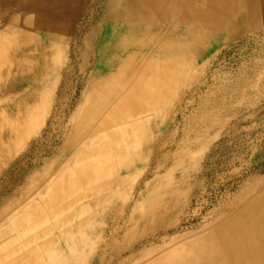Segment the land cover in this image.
I'll return each instance as SVG.
<instances>
[{
	"label": "bare ground",
	"instance_id": "1",
	"mask_svg": "<svg viewBox=\"0 0 264 264\" xmlns=\"http://www.w3.org/2000/svg\"><path fill=\"white\" fill-rule=\"evenodd\" d=\"M100 2L0 0V16L9 15L0 24V167L37 136L54 94L62 88L65 96L86 77L61 149L53 153L42 148V141L30 144L31 153L55 158L39 176L24 179L23 192L0 210V264H87L80 261L87 244L86 249L125 263L119 258L127 254L125 235L116 244H102L101 238L86 243V230L93 233L96 220L122 218L125 172L149 160V152L140 149L153 142L150 125L180 107L188 94L184 86L203 72L196 67L199 42L219 41L212 29L241 33L264 26V0ZM101 9L102 27L94 18L78 27L81 16ZM125 33H130L128 50ZM43 35L49 40H41ZM65 102L62 98L55 107L65 112ZM165 189L148 193L144 203L149 208L138 226L166 228L162 221L171 209L161 215L150 208L166 205ZM203 259L208 256L169 252L151 264Z\"/></svg>",
	"mask_w": 264,
	"mask_h": 264
},
{
	"label": "rangeland",
	"instance_id": "2",
	"mask_svg": "<svg viewBox=\"0 0 264 264\" xmlns=\"http://www.w3.org/2000/svg\"><path fill=\"white\" fill-rule=\"evenodd\" d=\"M102 11L81 16L78 27L92 18L102 27L104 21L98 17ZM8 16H0V24ZM212 31H218L220 39L199 42L196 67L203 72L191 86H184L188 94L179 100L180 107L150 125L155 128L149 135L153 144L140 149L149 152L148 162H135L125 172L122 218L96 220L93 233L86 230L90 239L86 243L101 238L102 244H116L125 235L127 254L119 257L123 264H151L169 252L208 256L199 264H264V26L241 33ZM43 36L41 40H49ZM129 41L130 33H125L127 50ZM85 80L65 90V96L62 88L54 94L50 115L37 136L0 167V210L23 192L24 179L39 176L51 165L55 157L31 153L30 144L36 147L42 141V148L53 153L61 149L70 129L67 119L81 101ZM62 98L65 112L55 107ZM153 189L169 191L166 205L148 204L161 215L171 209L162 221L165 229L159 223L138 226V218L149 208L145 198ZM16 210L13 206L12 214ZM87 246L80 261L117 264L116 257L102 256Z\"/></svg>",
	"mask_w": 264,
	"mask_h": 264
}]
</instances>
